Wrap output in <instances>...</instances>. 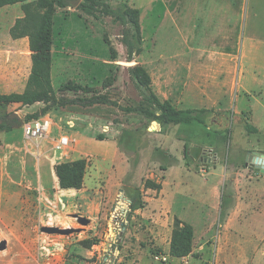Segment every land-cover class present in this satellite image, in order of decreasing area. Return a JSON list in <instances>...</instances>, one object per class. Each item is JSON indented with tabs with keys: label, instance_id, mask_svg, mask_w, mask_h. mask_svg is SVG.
Instances as JSON below:
<instances>
[{
	"label": "rangeland",
	"instance_id": "374dc122",
	"mask_svg": "<svg viewBox=\"0 0 264 264\" xmlns=\"http://www.w3.org/2000/svg\"><path fill=\"white\" fill-rule=\"evenodd\" d=\"M64 1L67 6L54 12V94L50 102L40 105L48 107L46 115L54 120L56 131L50 136L63 128L70 132L72 143L63 153L54 150L50 138L28 139L23 129L28 114L20 112V106L0 103V191H4L0 194V242L8 241V247L0 251V264H216L218 242L226 234L222 225L236 203V185L249 186L242 188L243 199L250 200L246 208L261 204V209L250 212L241 229L230 231V244L222 257L230 254V264H264V243L260 244L258 235V228L264 233V198L260 197L264 173L249 162L252 152H264V0H172L167 5L163 0H99L104 6L94 9L98 17L81 10L82 0ZM126 7L140 11L141 40L123 15ZM107 8L110 15L103 14ZM230 52L236 61H230ZM164 54L194 64L177 68L181 76L198 77L202 83L217 77L218 100L210 106L212 95L210 100L204 97L176 106L205 108L210 113L204 122L176 124L170 152L159 147L145 152L146 146L155 143L148 128L156 127L146 112L156 111V106L138 83L135 68L141 65L154 72L148 62ZM179 54L182 57H176ZM109 77L111 81L104 85ZM232 78L233 89L231 81L226 83ZM213 82L209 87L214 89ZM70 83L82 88H64ZM96 98L101 102L90 104ZM72 121L75 126L70 127ZM90 123L92 136L117 139L127 154L125 185L115 176L122 166L119 162L98 160L97 152L103 155L109 150L107 142H89L87 157L74 153L79 132ZM107 126L110 129L105 130ZM41 140L58 154V160H87L83 190L95 196L84 200L81 194L70 196L58 188L53 201L38 199L36 183L28 184L26 175L36 173ZM142 158L148 167L139 171ZM172 162L174 168L165 173L162 167ZM233 167L251 178L243 180L244 176L233 172L229 180ZM164 173L166 199L178 217L196 228L195 249L187 258L175 259L165 251L174 227L173 212L157 205L145 213L131 208L132 199L139 204L148 196L146 180L160 181ZM3 174L13 180L10 187L1 189L6 182H2ZM221 189L224 196L217 193ZM247 190L250 198L245 197ZM218 205L222 206L216 213ZM93 206L100 209L97 221L90 218L88 225H82L73 216ZM213 219L216 225L207 238L201 224ZM45 226L81 231L48 233L42 231ZM254 230L257 236L250 234ZM95 239L96 244L85 242Z\"/></svg>",
	"mask_w": 264,
	"mask_h": 264
},
{
	"label": "crops",
	"instance_id": "0c3cea01",
	"mask_svg": "<svg viewBox=\"0 0 264 264\" xmlns=\"http://www.w3.org/2000/svg\"><path fill=\"white\" fill-rule=\"evenodd\" d=\"M171 1L172 0H163V2L166 5L167 3L170 4ZM154 2L155 0L152 1V3ZM21 5H22L21 3H15V4H9V5L0 7V94L23 92L26 88L28 78L32 71V65H33L32 51L30 49L29 40H27V38H24V37L14 38L11 35V29L15 25L17 19L22 18L25 15ZM168 10H169L168 14H170L171 9L168 8ZM171 57L172 56H168L166 54L159 55L156 57L153 56V58L155 59L148 62V65L154 69V72H151L150 75L152 77V87L155 93L157 94V96L162 101L169 100L175 106H179V105L184 104L186 101H189V102L202 101L204 97L210 100L213 95L214 101L212 102L210 106H216L217 105L216 101L218 100V93L215 92L218 86L217 77L210 78V79L207 78V80L204 83H202L201 82L202 80L199 79L198 77H193L195 78L193 79L192 77L181 76L180 73L177 71V68L191 67V66H194V64L187 62L185 60H181V59H178V60L173 59ZM176 57L180 58L182 57V54H179ZM236 60L237 59L234 56L233 52L232 53L230 52V61H236ZM230 68H232L231 65H230ZM210 80L214 81L213 82L214 89L209 87ZM230 81H231V89H233L234 78L228 79L226 83H230ZM11 104L15 106H20L19 111L24 112L25 114H28V115L34 114L42 108L40 105V102H36L34 104H29V105H23L18 102H14ZM45 116H50V115L47 114ZM45 116H42V117H45ZM152 122L156 125V127L155 128L151 127V129L148 128L149 129L148 136L150 140L152 139L156 144L152 142L150 146H146L145 152L147 150L149 151V149L154 152L155 150H157L158 147L162 151L167 150L168 152H170L169 151L171 149L170 146L173 144V142L170 143L171 141H173V139L171 138L172 136L171 130L172 128L178 125H176L175 123H165L164 124L158 121H152ZM89 125L90 126L85 127L84 129L81 130V132H79V143H77L74 153L79 155L80 157L89 156L90 155L89 151L85 150L86 146L88 145L89 142L92 143L95 141V139L96 140L98 139L92 136L91 134L92 133L91 128H93V123H90ZM107 127L108 129H110V126H107ZM55 131L56 129L53 128L52 134L55 133ZM63 132L70 134V132H68L66 129L61 128L58 135L54 134V136L52 137L50 136L48 138H50V141L52 142L53 139L57 138ZM104 136H105V139L103 141L107 142L109 150L105 152L106 154L104 153L103 155L97 152L96 155L98 156V160L119 162L122 166L120 167L118 172L115 174V176L117 180H119L120 182H122L123 185H125L127 171L125 172L124 162L126 161V163L129 164L128 159H127V154L123 152V150L120 147L119 141L117 139L109 138L107 137V135H104ZM45 142H46L45 140H41L39 141V144H38V159H37V166H35L36 173L26 175L27 177L26 180L28 184L30 183L34 185V183H36V185H34V188L39 191L40 196L38 197V199L39 200L48 199L50 201H53L55 197V193L58 192V188H60L61 190H64L66 194L70 196L74 194L76 195L81 194V198H83L84 200L91 199L90 196H95L94 195L95 193L88 194L85 189L83 190V188L81 189L61 188L59 178L55 171V165L62 161H74L80 158H73V159H68V160H65L64 158H62V161L58 160L57 159L58 154H55L53 152V149H51V146L50 148L49 146L47 147ZM253 153L254 152H252V154ZM260 153H264V152H260ZM250 158L251 156L249 157V160ZM154 164L157 165L158 162H154ZM137 165H138V170L142 171L143 169H145V165L146 166L148 165V161L146 160V158H142V160H140ZM173 165H174L173 162L168 163V164H165V166H163L162 168L165 173L166 172L169 173L174 168ZM235 170L236 169H234L233 167L230 176H228L229 180L231 178L232 173L236 172ZM165 173H164V176H162V179L160 181L156 180L155 178L152 179L155 182L161 183L162 188L160 191L152 189V188H147V190L145 191V193L148 195L146 196V199H145L146 206L144 208L138 209L137 210L138 212L144 211L145 213L148 210L150 211V208L152 206L157 205L158 207L165 206L166 209H168L170 212H173L174 218L177 216L174 212V209L172 206L173 204L169 203L168 200L166 199L167 198L166 196L167 195L169 196V194L167 193V190H166L168 181L166 180ZM236 173L238 176H241V175L244 176L243 180H245V177L246 179L251 178V177H248V174H246L244 170L242 171L238 170ZM4 180H6V182H3ZM12 180L13 179H8V178L5 179V175L3 174L2 175L3 183H2L1 189H3L4 187H10L11 186L10 182ZM85 182L86 180H84V186H85ZM246 186L242 187V185H236L235 187V188H238V192L236 195L237 199H236V203H234L233 205V208H231L230 212L227 213L225 222L222 225L226 234L221 236L218 242L217 251H216V255H217L216 264H230L229 262L230 254L228 255L227 253L228 257L226 256L222 257L223 254L226 252L227 246L230 244V231L233 232L232 230L233 228L241 229V227L244 226L245 220L247 216L249 215V213L254 212V211L259 212L261 209L260 202H258V205H257L259 206L260 204L259 207H256L252 204L253 209L246 208L248 203L250 202L249 199L247 200L243 199L244 196L242 194L244 193L242 192V188L246 189ZM223 187L226 188V184L223 185ZM248 187L249 186H247V188ZM248 191L249 190L246 191L247 193L245 196L246 198H250ZM1 193H4V191L1 190L0 194ZM217 193L218 195L221 194L223 196L225 194V192L222 189L221 191L220 190L217 191ZM260 197L264 198V194H261ZM221 206L222 205H218L214 207L215 208L214 211L217 213V211L221 208ZM83 216H86L89 219L91 218L93 222H95L100 217V209L96 208V206H93L91 208L90 207L86 208V210L83 212ZM179 218L186 220L183 217H179ZM91 219H90V222H91ZM209 222L210 223L208 224H204V222L201 224V226L206 229V232H205L206 237H207V233L211 229H213L216 225L215 219L210 220ZM258 229H259L258 235L260 236V239H261L260 244H262L264 243V233H261L260 228ZM242 231L243 230L237 233L241 235ZM195 232H196V228H195ZM250 234H252V236H257V233L255 232V230L251 231ZM194 243H195V240H194ZM207 243L211 244V240H208ZM203 248L204 246H201L200 250H203ZM194 249H195V246H194ZM165 251L169 253L170 242ZM187 257H184V258H187ZM175 259H179V258H175Z\"/></svg>",
	"mask_w": 264,
	"mask_h": 264
},
{
	"label": "trees",
	"instance_id": "16d2710c",
	"mask_svg": "<svg viewBox=\"0 0 264 264\" xmlns=\"http://www.w3.org/2000/svg\"><path fill=\"white\" fill-rule=\"evenodd\" d=\"M15 3H22L25 15L17 19L11 29V35L14 38L29 37L33 65L25 90L21 93L0 94V103L11 104L18 102L23 105H29L36 102H50L51 96L54 94L51 76L54 12L56 7L64 8L67 5L64 0H0V7ZM101 4L99 0H82L80 8L85 13L98 17L94 9L98 8L99 10ZM103 14L110 15L109 8L105 9ZM123 15L128 17L137 32L138 40H141L139 9L126 7ZM117 17L122 18V15H117ZM136 51H140L139 47H137ZM135 73L138 83L148 92L150 101L156 106V111L149 110L146 112V116L151 119L150 121H158L164 124H180L193 121L204 122L205 115L210 113L209 109H179L169 100L162 101L152 88V77L146 68L138 65L135 68ZM108 79L104 81V85L108 81H111V77ZM114 80L112 77V82ZM64 88L76 89L82 87L81 85L70 83ZM89 102L90 104H94L100 103L101 101L99 98H96ZM126 110L131 109L128 108ZM47 111L48 107L41 108L38 112L28 115L26 122L45 116ZM249 130L255 131V128L250 127ZM97 138L104 140L105 136L99 135ZM87 167L88 162L86 159L62 161L56 164L55 171L59 178L61 188H83ZM145 187L160 191L162 185L152 179H147ZM137 201L138 199H132V210H138L146 206L145 201L139 204H137ZM194 240V226L176 216L174 218V227L170 241V256L179 259L189 256L194 249ZM85 242L88 244H96L98 240H86Z\"/></svg>",
	"mask_w": 264,
	"mask_h": 264
},
{
	"label": "built area",
	"instance_id": "2783aa9c",
	"mask_svg": "<svg viewBox=\"0 0 264 264\" xmlns=\"http://www.w3.org/2000/svg\"><path fill=\"white\" fill-rule=\"evenodd\" d=\"M54 125V120L50 116L35 118L30 121L24 122L23 129L25 137L28 139H40L48 138L52 134ZM69 126L73 127L74 122H69ZM108 127H105V130ZM72 143L70 135L66 132L60 134L57 138L53 139V148L57 152L66 151ZM208 161V160H207ZM164 260H167V257L163 256Z\"/></svg>",
	"mask_w": 264,
	"mask_h": 264
},
{
	"label": "water",
	"instance_id": "95a60500",
	"mask_svg": "<svg viewBox=\"0 0 264 264\" xmlns=\"http://www.w3.org/2000/svg\"><path fill=\"white\" fill-rule=\"evenodd\" d=\"M249 162H250V166L254 168L256 171L264 173V153L254 152L253 155H251ZM73 216L82 225H88L90 223V219L87 218L86 216H83L78 213L73 214ZM42 231L48 233L71 234L74 232L81 231V228H73V227L62 228L59 226H45L42 228ZM7 247H8L7 240H2L0 242V251L5 250Z\"/></svg>",
	"mask_w": 264,
	"mask_h": 264
}]
</instances>
